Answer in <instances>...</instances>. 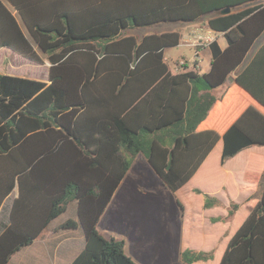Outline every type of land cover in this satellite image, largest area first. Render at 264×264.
Instances as JSON below:
<instances>
[{
    "label": "trees",
    "instance_id": "1",
    "mask_svg": "<svg viewBox=\"0 0 264 264\" xmlns=\"http://www.w3.org/2000/svg\"><path fill=\"white\" fill-rule=\"evenodd\" d=\"M258 1L0 0V48L51 64L48 82L0 73V207L19 191L0 235V264H10L73 201L86 239L70 264H138L124 240L98 229L137 155L176 193L220 140L221 165L243 149L264 146V111L253 105L223 135L199 130L222 101L211 91L229 76L264 109V44L244 66L264 34ZM227 7L232 10L222 13ZM212 12L208 25L223 33L227 46L210 43L211 68L203 74L197 68L174 73L165 62L166 49L181 44L179 30L142 39L128 34ZM261 184L260 198L233 236L220 248L185 247L183 262L264 264V168ZM193 190L203 195L204 209L224 205ZM239 205L231 200L227 215L212 222H233ZM77 225L70 219L62 228Z\"/></svg>",
    "mask_w": 264,
    "mask_h": 264
},
{
    "label": "crops",
    "instance_id": "2",
    "mask_svg": "<svg viewBox=\"0 0 264 264\" xmlns=\"http://www.w3.org/2000/svg\"><path fill=\"white\" fill-rule=\"evenodd\" d=\"M264 0H260L258 2H254V4H259ZM216 14V12L209 13L208 15H204L202 18H198L194 21H183L179 22L185 26L187 32L179 30V28L174 27L172 29L168 28V26H163L164 23H157L153 26L148 27H138L135 29L130 30L128 33L129 35H135L139 38H143L145 35L151 33H165L170 31L179 30L182 34V41L188 42L196 41L197 39L200 41V44L195 46L189 45L194 47L195 52L194 54L187 60L183 59L187 62V65H191V69H201L202 68V53L205 52L208 48H210V43L217 39L220 45L224 48L227 46V42L223 37V33H217L215 30L211 29L208 25V20ZM169 23V22H168ZM162 26H160V25ZM158 25L160 27H164V29H154L153 27ZM185 33V35H184ZM259 40V39H258ZM257 40V42H258ZM181 41V43H182ZM251 48V51L246 57L244 62V66H246L249 61L252 59L254 54H256L261 47L258 45L256 49L254 46ZM178 46V45H177ZM175 47V46H174ZM172 48V47H169ZM166 49V52L168 49ZM8 51H10L8 53ZM165 52V62L169 65V58L166 56ZM210 58L212 62V50L210 53ZM8 57L13 58L17 57L22 59L25 62L27 59L26 57L8 49V48H0V73H7L9 75L15 76H24L25 74L30 77H36L38 79L39 76L41 77L40 80H44L48 82V71L50 68V63L47 60L40 63L45 65L46 74L43 75H35L31 76L28 74L26 70H19L12 69L11 67L5 68L8 63ZM196 57L197 59V66L194 65L191 61ZM26 62H30L27 60ZM38 63V62H37ZM28 64V63H27ZM13 65V63H12ZM186 65V66H187ZM14 66V65H13ZM187 66V67H188ZM193 66V67H192ZM171 67V65H170ZM186 69V70H191ZM199 69V73H200ZM172 72H180L184 69H176L174 70L171 67ZM201 74V73H200ZM235 84V79L232 81H228L227 84L223 85L224 91L220 95H217L214 89L211 91L212 93L216 94V96L222 97V101L218 102L216 110L214 114L210 115L208 120L203 123L199 130H205L214 128L220 135L232 125L233 122L241 115L243 111H245L250 105L257 106L261 108L263 111L264 109L256 102V100L250 96L244 89V92H236L235 88H232V85ZM221 88V87H220ZM220 143L222 144L220 148ZM219 148L220 151L223 148V141L220 140ZM218 150V149H217ZM214 151L207 156L203 164L199 167L195 175H193L192 179L180 188L176 193H174L175 199L177 198L183 203L184 206V213L185 216H182V220H185L186 229L189 228L195 232H203L205 234L206 243L204 244H192V241H187L181 246L182 250L187 246H192L194 249H209L213 248L216 244L220 242H226L229 240L230 237L233 236L235 230L238 228L240 224L244 221L247 217L249 212L251 211L252 207L256 205L254 203V198H260L261 191L260 187L261 184V176H262V168H264V146H251L246 149H243L239 152L234 158L229 159L224 165H221L216 170L210 165V159ZM255 153V154H253ZM260 157V159H253V157ZM221 156V154H220ZM245 156L247 160L241 164L240 158ZM142 158V159H141ZM212 167V168H211ZM152 173H156L154 169L151 167V164L147 160V158L139 154L137 155L132 165L123 179L122 183H120L119 187L116 189L112 201L114 200L115 195L119 190H122L126 187L127 184H131L133 181L137 182L138 188L137 192L141 193L142 195L147 194L148 192H152L156 190L158 193L159 190L163 189L164 192H172L167 186L163 185L160 186L161 180L159 178L158 184L154 189L153 185H151V180L147 175ZM199 188L204 192H208L213 194V196L218 197L224 205L216 206L214 208L204 209L203 205L205 204V200L203 195L202 197H196L194 195V190ZM194 192V193H193ZM173 193V192H172ZM188 193V197H194L199 200V207L196 209L197 213L200 214L198 217V221L195 222L193 213L189 210L186 212L187 206L186 203L182 200V195ZM19 191L16 188L5 200H3L2 205L0 207V235L5 231L6 227L10 224L11 219V209L13 206L14 200L18 197ZM233 200L239 203V209L235 215L236 224L234 221H221L217 223H213L211 218H215L218 216H226L228 213V206L230 205V201ZM111 201V202H112ZM188 201V200H187ZM75 202V201H73ZM71 202L70 207L69 204L65 210V212L58 216L56 219L52 220L48 225L47 229L36 238L34 242L30 245L24 247L22 250L20 249L14 256L11 257L10 264H70L74 258L79 255L85 247V234L84 231L79 224V216L77 212V203ZM109 203V205L111 204ZM108 205V207H109ZM107 207V208H108ZM107 208L105 213L103 214L102 218L105 216L107 212ZM242 209H245V213L238 222V216ZM181 210V209H180ZM182 212V210H181ZM197 216V215H196ZM102 218L100 221H102ZM73 219L78 222V225L72 229H63L62 225L67 221ZM100 221L98 224V229L109 236H115L109 230L100 229ZM234 224V225H233ZM117 239L124 240L123 237H117ZM224 239V240H223ZM126 250V249H125ZM127 252V251H126ZM128 253V252H127ZM131 255L130 253H128ZM132 256V255H131ZM133 257V256H132ZM134 258V257H133ZM135 259V258H134ZM220 257L218 256V260ZM136 262V261H135ZM137 263V262H136Z\"/></svg>",
    "mask_w": 264,
    "mask_h": 264
},
{
    "label": "rangeland",
    "instance_id": "3",
    "mask_svg": "<svg viewBox=\"0 0 264 264\" xmlns=\"http://www.w3.org/2000/svg\"><path fill=\"white\" fill-rule=\"evenodd\" d=\"M159 25L153 28L157 30L164 29V27H160L162 25ZM163 26H168L170 29L173 27L174 29L179 28V30L187 32L185 26L179 22L164 23ZM262 43H264V34L261 35L254 49ZM9 52L10 51H8V53ZM194 52V47L182 41L180 45L169 48L166 52V56L169 58L171 67L176 70L178 69V62L183 59L188 60ZM210 53L211 50L208 48L201 55L202 68H199L201 74L208 72L211 68ZM26 61L23 62L22 59L17 57H8V63L5 68L8 69V67H11L16 70L20 68L21 70H26L31 76L46 74L47 67L45 65L31 60H29L30 62ZM187 66L180 68V70L191 69V65ZM24 76L28 77L26 74ZM40 78L39 76L38 79ZM232 88H235L236 92H244L238 85L233 84ZM222 91H224L223 87L215 90L217 95H220ZM218 146L219 144L217 147ZM221 146L222 144L220 143V148ZM220 148L212 154L210 159V165L214 170L221 166ZM214 150L215 149H213V151ZM253 159L259 160L260 157L258 155V157H253ZM246 160L247 158L243 156L240 158V163L243 164ZM147 176L155 189L159 180L158 175L151 172V174ZM137 184V182L133 181L117 192L114 200L107 208L105 216L102 218V221H100L99 228L109 230L118 238H125V249L135 258L138 264H186L181 258V246L187 241H192L194 244H204L206 243V239H204L205 234L203 232H195L190 228L188 230L186 229V221L182 220L183 214L180 207L177 205L178 203L174 193L170 191L164 192V190L161 189L158 193L156 190H153L152 192L142 195L137 192ZM162 184L165 185L161 180L160 186H162ZM262 187L263 185L260 187V190ZM194 195L196 197H202L196 193H194ZM181 198L186 203V212L190 210L193 215H199L196 211L200 205L198 199L188 197V193L183 194ZM256 199L258 198H254V200ZM70 204L71 202L69 203V207ZM244 213L245 209H242L238 216V222ZM234 224H236L235 219ZM223 243L224 242L218 243V248H220ZM215 262L216 259L196 264H215Z\"/></svg>",
    "mask_w": 264,
    "mask_h": 264
},
{
    "label": "built area",
    "instance_id": "4",
    "mask_svg": "<svg viewBox=\"0 0 264 264\" xmlns=\"http://www.w3.org/2000/svg\"><path fill=\"white\" fill-rule=\"evenodd\" d=\"M200 41L197 39L196 41L194 40V41H191V42H188V44L189 45H192V46H195V45H197V44H200L199 43ZM194 65H196L197 66V59H196V57H194L193 59H192V61H191ZM186 65H187V62L185 61V60H180L179 62H178V65H177V67H178V70L180 69V68H182V67H186Z\"/></svg>",
    "mask_w": 264,
    "mask_h": 264
},
{
    "label": "water",
    "instance_id": "5",
    "mask_svg": "<svg viewBox=\"0 0 264 264\" xmlns=\"http://www.w3.org/2000/svg\"><path fill=\"white\" fill-rule=\"evenodd\" d=\"M231 10H232L231 7H227V8L222 10V13L226 14V13H229ZM228 80H230V81L234 80L233 76H229Z\"/></svg>",
    "mask_w": 264,
    "mask_h": 264
}]
</instances>
